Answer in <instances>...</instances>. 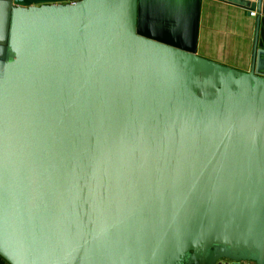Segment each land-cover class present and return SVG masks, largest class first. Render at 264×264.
<instances>
[{
  "label": "water",
  "instance_id": "95a60500",
  "mask_svg": "<svg viewBox=\"0 0 264 264\" xmlns=\"http://www.w3.org/2000/svg\"><path fill=\"white\" fill-rule=\"evenodd\" d=\"M223 1L247 70L198 53L203 0H0L1 256L264 264V0Z\"/></svg>",
  "mask_w": 264,
  "mask_h": 264
},
{
  "label": "crops",
  "instance_id": "0c3cea01",
  "mask_svg": "<svg viewBox=\"0 0 264 264\" xmlns=\"http://www.w3.org/2000/svg\"><path fill=\"white\" fill-rule=\"evenodd\" d=\"M255 22L256 15L249 14L241 6L223 0H203L198 53L240 69H249ZM214 43H228V46L217 48ZM259 46L264 47V15L261 17ZM0 264L11 263L0 255Z\"/></svg>",
  "mask_w": 264,
  "mask_h": 264
},
{
  "label": "flooded vegetation",
  "instance_id": "af4514ba",
  "mask_svg": "<svg viewBox=\"0 0 264 264\" xmlns=\"http://www.w3.org/2000/svg\"><path fill=\"white\" fill-rule=\"evenodd\" d=\"M68 1H71V0H66V2H68ZM237 262H238V264H253V261H251V260H241V261H237ZM227 264H234V261L230 260L229 262H227Z\"/></svg>",
  "mask_w": 264,
  "mask_h": 264
},
{
  "label": "rangeland",
  "instance_id": "374dc122",
  "mask_svg": "<svg viewBox=\"0 0 264 264\" xmlns=\"http://www.w3.org/2000/svg\"><path fill=\"white\" fill-rule=\"evenodd\" d=\"M215 47L219 48L220 46H224V48H226L228 46V43H214L213 44ZM210 58V57H209Z\"/></svg>",
  "mask_w": 264,
  "mask_h": 264
},
{
  "label": "built area",
  "instance_id": "2783aa9c",
  "mask_svg": "<svg viewBox=\"0 0 264 264\" xmlns=\"http://www.w3.org/2000/svg\"><path fill=\"white\" fill-rule=\"evenodd\" d=\"M251 15H256V11L255 10H252L251 11Z\"/></svg>",
  "mask_w": 264,
  "mask_h": 264
}]
</instances>
